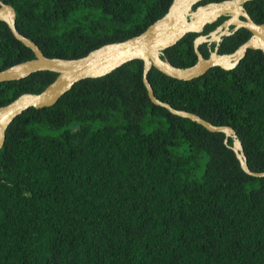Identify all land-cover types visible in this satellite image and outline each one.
I'll return each instance as SVG.
<instances>
[{
  "label": "trees",
  "instance_id": "obj_1",
  "mask_svg": "<svg viewBox=\"0 0 264 264\" xmlns=\"http://www.w3.org/2000/svg\"><path fill=\"white\" fill-rule=\"evenodd\" d=\"M173 0H3L47 57L79 58L142 33ZM221 1L204 0L203 2ZM264 23V0L246 4ZM217 23L208 25L204 32ZM245 28L219 53L243 44ZM197 33L165 50L196 63ZM200 51L208 57L206 45ZM34 58L0 20V70ZM143 61L77 82L55 104L17 116L0 150V264H264V177L246 173L225 134L150 100ZM57 73L0 82V107ZM156 96L232 126L249 168L264 171V53L192 80L152 68ZM229 145L233 140L229 138Z\"/></svg>",
  "mask_w": 264,
  "mask_h": 264
},
{
  "label": "water",
  "instance_id": "obj_2",
  "mask_svg": "<svg viewBox=\"0 0 264 264\" xmlns=\"http://www.w3.org/2000/svg\"><path fill=\"white\" fill-rule=\"evenodd\" d=\"M203 0H173L168 11L142 33L128 39L106 43L91 50L79 58L47 57L38 44L23 35L17 28L15 8L0 0V20L10 28L13 36L30 48L34 58L16 63L0 70V82L20 80L39 71H53L58 75L40 93H23L16 99L0 107V150L5 144L7 129L13 120L25 110L49 107L55 104L77 82L87 78L105 76L122 65L139 59L143 61V82L152 103L166 108L170 113L192 120L210 132L224 133L225 144L235 153L242 169L249 175L264 177L263 172H255L249 168L247 156L236 130L230 125H216L200 115L159 99L148 78L154 67L167 76L180 80H192L203 76L213 67L225 70L236 68L247 52L261 50L264 53V23L255 22L245 8V4L253 0H221L200 4ZM231 18L210 34H203L208 24L216 22L223 16ZM244 18V20L241 19ZM237 25L235 30L243 27L251 32V37L231 53H219L218 46L209 57H205L200 46L204 43L219 45L224 37L234 34L230 25ZM189 33H197L194 50L198 57L196 63L188 67L173 65L165 56V50L177 44ZM229 138L233 140L229 145Z\"/></svg>",
  "mask_w": 264,
  "mask_h": 264
},
{
  "label": "flooded vegetation",
  "instance_id": "obj_3",
  "mask_svg": "<svg viewBox=\"0 0 264 264\" xmlns=\"http://www.w3.org/2000/svg\"><path fill=\"white\" fill-rule=\"evenodd\" d=\"M204 1V0H203ZM201 2L200 4H205L206 2ZM249 2H251V1H249ZM248 3V2H247ZM246 3V4H247ZM246 4L244 5L245 6V8H246V10L249 12V10H248V8L246 7ZM250 14V13H249ZM251 15V14H250ZM223 17H225V19H223L221 22H219L213 29H211L210 31H208V32H204L205 31V29H204V31L202 32L203 34H210L212 31H215L219 26H221L222 24H224L225 22H226V20H228V19H230L231 18V16L230 15H228V16H223ZM252 17V16H251ZM220 19V18H219ZM218 19V20H219ZM241 19L242 20H244V18L243 17H241ZM253 19V18H252ZM217 20V21H218ZM254 20V19H253ZM217 21L216 22H214V23H212V24H215V23H217ZM212 24H208V25H212ZM207 25V26H208ZM206 26V27H207ZM205 27V28H206ZM236 27H237V25H235V24H232V25H230V27H229V29H230V31H234L235 29H236ZM243 27H241V28H239L238 30H235V32L234 33H236L237 31H239V30H241ZM249 31V30H248ZM251 33V32H250ZM251 35L252 34H250V37H251ZM249 37V38H250ZM248 38V39H249ZM224 39H225V37L223 38V41H224ZM247 39V40H248ZM246 40V41H247ZM223 41L219 44V45H217L216 43H209V42H207V43H204L203 45H206V51H207V53H208V57L211 55V53L213 52V51H215V49L217 48V46H218V52L220 51V48H221V46H222V43H223ZM203 54V53H202ZM247 55V54H246ZM168 59V58H167Z\"/></svg>",
  "mask_w": 264,
  "mask_h": 264
}]
</instances>
